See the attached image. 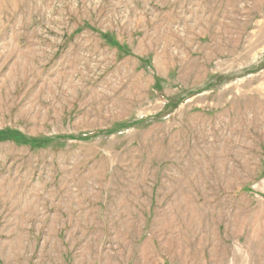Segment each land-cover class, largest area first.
<instances>
[{
    "label": "rangeland",
    "instance_id": "rangeland-1",
    "mask_svg": "<svg viewBox=\"0 0 264 264\" xmlns=\"http://www.w3.org/2000/svg\"><path fill=\"white\" fill-rule=\"evenodd\" d=\"M0 264H264V0H0Z\"/></svg>",
    "mask_w": 264,
    "mask_h": 264
}]
</instances>
